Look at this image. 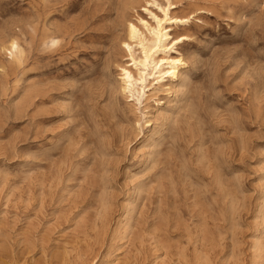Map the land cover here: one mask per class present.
Wrapping results in <instances>:
<instances>
[{"label": "rangeland", "instance_id": "374dc122", "mask_svg": "<svg viewBox=\"0 0 264 264\" xmlns=\"http://www.w3.org/2000/svg\"><path fill=\"white\" fill-rule=\"evenodd\" d=\"M153 1L0 0V264H264V0H171L139 104Z\"/></svg>", "mask_w": 264, "mask_h": 264}, {"label": "bare ground", "instance_id": "6f19581e", "mask_svg": "<svg viewBox=\"0 0 264 264\" xmlns=\"http://www.w3.org/2000/svg\"><path fill=\"white\" fill-rule=\"evenodd\" d=\"M151 5L160 10L162 17L151 12L150 15H152L153 20L152 25L145 20L140 21L148 35L143 33L134 23H128L127 37L129 43H123L128 62L126 66L119 68V80L122 81L123 91L132 98L130 102L135 100L139 104L141 103V99L146 97L151 82H159L162 78L161 76L166 73H170L173 78L178 73L177 65H181L182 60L171 56L167 57L165 53L168 50H175L178 40H181V43L185 40H189V36L185 34L177 38L172 37V25L185 24L189 21V16L179 18L172 14L171 11L177 9L174 2L166 0V5L160 6L158 2L153 1ZM190 16H192V14H190ZM183 32H188V29H183ZM174 42L176 43L173 45ZM9 48L11 56L18 53V46L14 41L9 43ZM137 50L139 51L138 55H136ZM165 65L169 66L166 72H164L163 69ZM130 67L136 71V76L129 70ZM150 79L151 82L147 85Z\"/></svg>", "mask_w": 264, "mask_h": 264}]
</instances>
